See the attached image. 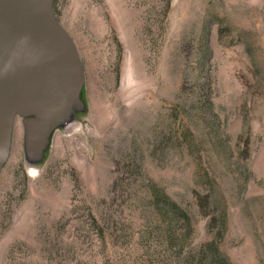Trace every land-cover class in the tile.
<instances>
[{"label":"rangeland","instance_id":"obj_1","mask_svg":"<svg viewBox=\"0 0 264 264\" xmlns=\"http://www.w3.org/2000/svg\"><path fill=\"white\" fill-rule=\"evenodd\" d=\"M80 104L40 155L16 119L0 174V264H144L137 197L218 178L231 264H264V0H55ZM191 244L210 240L196 215ZM156 241L151 242L153 248Z\"/></svg>","mask_w":264,"mask_h":264},{"label":"water","instance_id":"obj_2","mask_svg":"<svg viewBox=\"0 0 264 264\" xmlns=\"http://www.w3.org/2000/svg\"><path fill=\"white\" fill-rule=\"evenodd\" d=\"M55 0H0V174L16 119L34 155L80 104L84 70L78 48L59 22Z\"/></svg>","mask_w":264,"mask_h":264},{"label":"trees","instance_id":"obj_3","mask_svg":"<svg viewBox=\"0 0 264 264\" xmlns=\"http://www.w3.org/2000/svg\"><path fill=\"white\" fill-rule=\"evenodd\" d=\"M202 159L195 161L201 174H193V184L180 202L155 182L137 197L142 224L136 227H141L144 264H231L221 251L229 225L227 206L218 200V178ZM196 215L207 220L210 235L209 241L199 245L191 244Z\"/></svg>","mask_w":264,"mask_h":264},{"label":"bare ground","instance_id":"obj_4","mask_svg":"<svg viewBox=\"0 0 264 264\" xmlns=\"http://www.w3.org/2000/svg\"><path fill=\"white\" fill-rule=\"evenodd\" d=\"M16 124V123H15ZM16 126V125H15Z\"/></svg>","mask_w":264,"mask_h":264}]
</instances>
